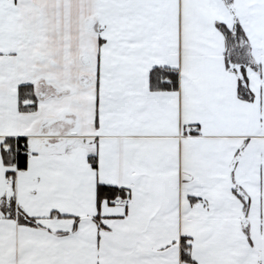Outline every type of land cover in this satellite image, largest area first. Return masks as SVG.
<instances>
[{
  "label": "snow or ice",
  "instance_id": "6c2138e0",
  "mask_svg": "<svg viewBox=\"0 0 264 264\" xmlns=\"http://www.w3.org/2000/svg\"><path fill=\"white\" fill-rule=\"evenodd\" d=\"M0 264H264V0H0Z\"/></svg>",
  "mask_w": 264,
  "mask_h": 264
}]
</instances>
